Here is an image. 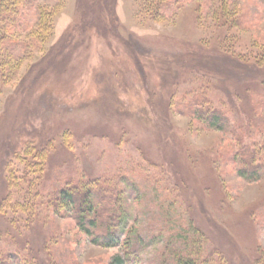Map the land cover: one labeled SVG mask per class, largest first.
I'll use <instances>...</instances> for the list:
<instances>
[{
	"label": "rangeland",
	"instance_id": "1",
	"mask_svg": "<svg viewBox=\"0 0 264 264\" xmlns=\"http://www.w3.org/2000/svg\"><path fill=\"white\" fill-rule=\"evenodd\" d=\"M83 182L124 191L119 246L60 210ZM126 238L130 264H173L172 246L264 264V0H26L0 18V264H110Z\"/></svg>",
	"mask_w": 264,
	"mask_h": 264
},
{
	"label": "trees",
	"instance_id": "2",
	"mask_svg": "<svg viewBox=\"0 0 264 264\" xmlns=\"http://www.w3.org/2000/svg\"><path fill=\"white\" fill-rule=\"evenodd\" d=\"M26 0H0V18L8 17L16 13L17 8L23 5ZM40 27L42 32L38 34L41 39L47 34L45 15L40 14ZM211 125H216L219 121L218 114H212ZM255 176V175H254ZM249 178V177H248ZM255 178V177H254ZM96 186V185H95ZM120 192V193H119ZM122 190L115 188L103 191V186L98 184L94 187L91 183L83 182L74 187L64 188L59 192V208L76 222L77 227L86 234L90 241L96 245H102L108 248H115L121 243L123 225L126 224V213L123 206ZM138 239V237H136ZM127 239L123 242L126 251L125 258L118 255L113 258L110 264H130L131 253L134 249L133 241ZM173 264H197L194 256L185 254L183 250H177L174 246L171 248ZM131 253H130V251ZM165 251L160 254L159 264H168L165 259ZM165 259V260H164Z\"/></svg>",
	"mask_w": 264,
	"mask_h": 264
}]
</instances>
